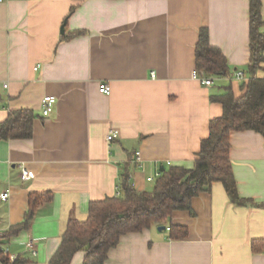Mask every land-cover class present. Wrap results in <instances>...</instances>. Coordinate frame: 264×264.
I'll use <instances>...</instances> for the list:
<instances>
[{
  "label": "crops",
  "instance_id": "obj_1",
  "mask_svg": "<svg viewBox=\"0 0 264 264\" xmlns=\"http://www.w3.org/2000/svg\"><path fill=\"white\" fill-rule=\"evenodd\" d=\"M249 2L0 0V122L9 111L34 114L30 139L0 141V194L9 193L0 201V235L23 221L30 194H51L3 246L9 254L29 257L32 241V264H48L68 220H85L91 202L120 192L123 173L149 192L164 170L193 167L210 120L222 115L210 96L229 87L239 97L249 79ZM201 28L231 70L207 77L211 86L192 78ZM103 84L109 94L99 92ZM45 96L56 99L47 117ZM110 131L118 136L107 142ZM229 158L239 195L264 204L263 137L232 133ZM22 165L33 179H21ZM191 208L173 213L164 230L123 236L105 264H264V244L251 250L252 241L264 242V207L235 206L215 183ZM170 225L185 227L187 238L169 239Z\"/></svg>",
  "mask_w": 264,
  "mask_h": 264
},
{
  "label": "trees",
  "instance_id": "obj_2",
  "mask_svg": "<svg viewBox=\"0 0 264 264\" xmlns=\"http://www.w3.org/2000/svg\"><path fill=\"white\" fill-rule=\"evenodd\" d=\"M249 1V63L246 68L249 79L242 85L243 94L239 97H235L229 87L220 95L210 96L211 102L222 106V115L210 120L208 136L200 142L193 167L164 170L149 192L134 189L127 172L123 173L119 196L91 202L83 221L68 220L60 244L48 264H70L77 252L85 254L82 264H105L108 253L123 236L153 226L165 227L175 212L192 213V200L202 193H209L215 183L222 185L228 200L235 206L264 207V204L239 195L229 158L232 133L253 131L264 139V78L256 76L264 68V17L261 0ZM74 10L72 6L69 14ZM195 68L206 78L226 77L231 72L222 52L209 43L206 28H201L198 33ZM33 120L34 114L30 110L9 111L0 122V141L30 139ZM28 200L29 208L23 221L0 235V264H32L31 256L22 255L9 263L1 252L8 240L26 229L34 210L51 200V194L32 193ZM187 236L185 227L169 226V239L180 241ZM263 244L262 240L252 241V252L261 251Z\"/></svg>",
  "mask_w": 264,
  "mask_h": 264
},
{
  "label": "built area",
  "instance_id": "obj_3",
  "mask_svg": "<svg viewBox=\"0 0 264 264\" xmlns=\"http://www.w3.org/2000/svg\"><path fill=\"white\" fill-rule=\"evenodd\" d=\"M152 76H154V73H152ZM233 76L235 79L237 80H242L243 77H244V74L243 72H239V71H235L233 73ZM192 78L195 79V80H198L200 81L201 84H203L204 86H211L213 84V80L210 79V78H206L204 77L203 75H199L197 73V71H195L193 74H192ZM99 92L102 93V94H109L110 93V87L106 84H103L99 87ZM55 104H56V99L55 97L53 96H45L43 97V99L41 100V114L43 117H47L51 114V112L53 111L54 107H55ZM117 132L116 131H110L107 136H106V141L107 142H112L114 139L117 138ZM136 156L138 157L139 156V153H136ZM20 171H21V179L23 181H28V180H31L34 178V173L29 171L28 169H26L24 167V165H22L20 167ZM120 195V192H118L116 194V196H119ZM9 197V193L8 192H4L2 194H0V201H6ZM167 231H169V228H167ZM26 247V250L28 252V254L33 257L35 256L36 254V251L34 249V245H33V242L32 241H28L25 245ZM1 252H2V255L7 258L8 262L9 263H13L17 256L16 255H12V254H9L7 248L5 247H2L1 248Z\"/></svg>",
  "mask_w": 264,
  "mask_h": 264
},
{
  "label": "water",
  "instance_id": "obj_4",
  "mask_svg": "<svg viewBox=\"0 0 264 264\" xmlns=\"http://www.w3.org/2000/svg\"><path fill=\"white\" fill-rule=\"evenodd\" d=\"M63 29H64V24L62 25V27H61V33H63ZM165 229V227H160V228H158V230L160 231V230H164Z\"/></svg>",
  "mask_w": 264,
  "mask_h": 264
}]
</instances>
